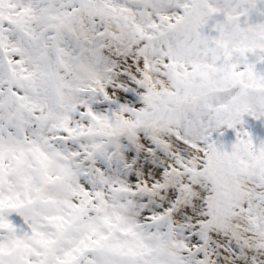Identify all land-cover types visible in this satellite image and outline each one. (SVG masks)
I'll use <instances>...</instances> for the list:
<instances>
[{"label":"snow or ice","instance_id":"snow-or-ice-1","mask_svg":"<svg viewBox=\"0 0 264 264\" xmlns=\"http://www.w3.org/2000/svg\"><path fill=\"white\" fill-rule=\"evenodd\" d=\"M246 118L264 0H0V264H264Z\"/></svg>","mask_w":264,"mask_h":264},{"label":"rangeland","instance_id":"rangeland-1","mask_svg":"<svg viewBox=\"0 0 264 264\" xmlns=\"http://www.w3.org/2000/svg\"><path fill=\"white\" fill-rule=\"evenodd\" d=\"M246 121L250 130L253 131L255 135L264 136V124L259 121H253L251 118H246ZM226 136H229L230 139H234V134H231V130H229V133H226Z\"/></svg>","mask_w":264,"mask_h":264}]
</instances>
